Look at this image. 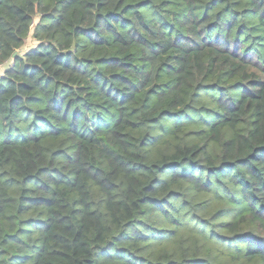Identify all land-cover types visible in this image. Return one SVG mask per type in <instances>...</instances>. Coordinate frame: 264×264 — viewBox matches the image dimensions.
Here are the masks:
<instances>
[{
	"label": "trees",
	"instance_id": "trees-1",
	"mask_svg": "<svg viewBox=\"0 0 264 264\" xmlns=\"http://www.w3.org/2000/svg\"><path fill=\"white\" fill-rule=\"evenodd\" d=\"M3 66L0 264H264V0H0Z\"/></svg>",
	"mask_w": 264,
	"mask_h": 264
},
{
	"label": "rangeland",
	"instance_id": "rangeland-1",
	"mask_svg": "<svg viewBox=\"0 0 264 264\" xmlns=\"http://www.w3.org/2000/svg\"><path fill=\"white\" fill-rule=\"evenodd\" d=\"M36 22H37V20H36ZM36 44H37V42L33 39L32 36H30L27 39L26 45L20 50V52H25V51L29 50L30 48L35 47ZM4 68H6V66L0 67V72H3Z\"/></svg>",
	"mask_w": 264,
	"mask_h": 264
},
{
	"label": "water",
	"instance_id": "water-1",
	"mask_svg": "<svg viewBox=\"0 0 264 264\" xmlns=\"http://www.w3.org/2000/svg\"><path fill=\"white\" fill-rule=\"evenodd\" d=\"M17 54H18V52H15V53H14V56H16Z\"/></svg>",
	"mask_w": 264,
	"mask_h": 264
}]
</instances>
